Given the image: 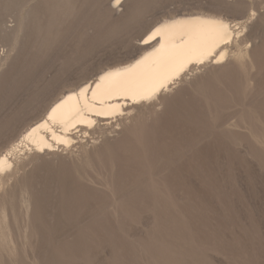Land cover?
I'll return each instance as SVG.
<instances>
[{"label":"rangeland","instance_id":"374dc122","mask_svg":"<svg viewBox=\"0 0 264 264\" xmlns=\"http://www.w3.org/2000/svg\"><path fill=\"white\" fill-rule=\"evenodd\" d=\"M200 11H255L249 52L198 64L74 146L20 142L157 21ZM0 31V154L14 163L0 264H264V0H0Z\"/></svg>","mask_w":264,"mask_h":264},{"label":"bare ground","instance_id":"6f19581e","mask_svg":"<svg viewBox=\"0 0 264 264\" xmlns=\"http://www.w3.org/2000/svg\"><path fill=\"white\" fill-rule=\"evenodd\" d=\"M246 7L248 6L244 1H239L235 9ZM247 9L250 8L244 10ZM253 13L255 11L251 16ZM251 16L230 19L221 14L200 11L174 14L157 21L141 39L140 52L136 56L126 62L108 66L98 72L95 78L63 91L50 104L44 116L26 128L20 142L31 145L38 152L51 150L56 146H74L79 132L87 133L89 128L104 120L123 116L131 104L155 99L198 64L209 61L217 63L231 53L241 56L243 52H249L247 30ZM195 17L221 21L227 29L218 32L204 27L187 35L177 28L162 37L145 42L162 24ZM25 19L26 17H22L20 28H23ZM3 31H0L1 37H4ZM17 40L16 36L15 44ZM158 41L163 42L164 49L157 53L154 50L160 47ZM181 43L184 48L193 50L191 57H173V53L177 51L176 45ZM141 61L142 63H138ZM109 73L114 75L101 80L102 76ZM13 168L14 163L8 153L0 154V181L4 180L2 174Z\"/></svg>","mask_w":264,"mask_h":264},{"label":"snow or ice","instance_id":"6c2138e0","mask_svg":"<svg viewBox=\"0 0 264 264\" xmlns=\"http://www.w3.org/2000/svg\"><path fill=\"white\" fill-rule=\"evenodd\" d=\"M120 0H116V3L119 4ZM253 15H255L253 13ZM204 27H210L216 31H226L227 26L224 25L221 21L218 20H211V19H201L199 17H195L189 20L183 21H173L171 24L165 23L162 24L160 27H157L147 38L145 41L146 43L156 39L157 37H162L165 34H168L177 28H179L184 34L192 35L193 33L197 32L198 30H202ZM160 43V47L155 49V52H161L164 49V44L162 41H158ZM177 51L173 53V57L175 56H184V57H191L193 54L192 49L184 48L183 43L176 45ZM152 55V54H150ZM147 59V58H145ZM138 63H142L138 62ZM183 67V65H181ZM114 74L109 73L106 76H102L101 80H106L112 77ZM162 86V85H161ZM99 87V85H97Z\"/></svg>","mask_w":264,"mask_h":264}]
</instances>
